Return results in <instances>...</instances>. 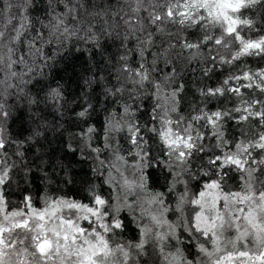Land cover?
I'll use <instances>...</instances> for the list:
<instances>
[{
  "label": "clouds",
  "instance_id": "clouds-1",
  "mask_svg": "<svg viewBox=\"0 0 264 264\" xmlns=\"http://www.w3.org/2000/svg\"><path fill=\"white\" fill-rule=\"evenodd\" d=\"M0 264H264V0H0Z\"/></svg>",
  "mask_w": 264,
  "mask_h": 264
}]
</instances>
